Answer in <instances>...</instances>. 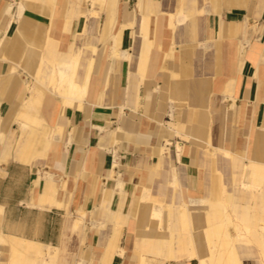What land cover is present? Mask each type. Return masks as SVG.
Masks as SVG:
<instances>
[{
  "label": "crops",
  "instance_id": "1",
  "mask_svg": "<svg viewBox=\"0 0 264 264\" xmlns=\"http://www.w3.org/2000/svg\"><path fill=\"white\" fill-rule=\"evenodd\" d=\"M132 1L73 0L77 43L60 21L53 37L65 49L54 50L46 16L28 9L10 20L20 0H0V232L31 244L18 264H36L38 249L47 264H199L194 211L225 199L247 224L264 218V179L255 187L245 173L251 157L264 163V0ZM138 3L154 15L145 69ZM92 10L100 17L82 14ZM121 25L130 59L109 44ZM80 50L88 88L79 108L64 106L51 71ZM35 83L50 94L42 120L28 122L19 112ZM246 244L241 263L264 264ZM9 247L1 243L0 264H11Z\"/></svg>",
  "mask_w": 264,
  "mask_h": 264
},
{
  "label": "bare ground",
  "instance_id": "2",
  "mask_svg": "<svg viewBox=\"0 0 264 264\" xmlns=\"http://www.w3.org/2000/svg\"><path fill=\"white\" fill-rule=\"evenodd\" d=\"M84 1L85 2L91 1L94 4H99V5L102 4L103 6H105L108 3V0H84ZM72 3L73 0H46V1L20 0V2L18 3L17 13L12 14V12H10L12 10V6H10L8 12L6 13V16L9 17L10 20H14L15 16L18 19L23 18V15L28 9L40 12V14L46 16L49 20L48 28H49V41L51 44V48H54L55 50L57 48L55 47L56 44H59L58 49H63L64 47L62 46V40L54 39L53 31L58 27L59 22L61 21L60 18H62L63 19L62 33L65 35L66 38L69 37L72 38V41L70 43L76 42V39L79 34L75 35L74 26L77 22V19H79V16H77L76 13H73L71 11ZM137 11H139L142 14L139 35L141 38H143V43H144V48H143L144 68L141 69H145L146 66L145 64L151 53L150 51L153 45V36L155 33L154 32L152 35L150 31L151 17L154 15H145L143 13L141 3H138ZM82 14L85 16V18L88 19H89V14L97 18L100 17V13L97 10H92L90 11V13L84 11ZM181 15L184 16L183 14ZM186 19L188 18L184 16V22ZM176 21H178L176 20V15L174 13H170L168 16V24L171 30H173L176 27ZM130 25L134 26L135 22L132 21ZM125 27L126 25H121L119 29L112 34V37L109 40V44L111 42L110 46H112L113 49L114 58L119 59L122 56L129 58V54L126 52L122 53L120 49L122 33ZM85 31H87V29ZM58 34L60 35V33ZM246 34L249 37L252 36V31L249 27L246 30ZM90 49L93 51L96 50V48L94 47H90ZM82 57H84V52H82L81 50L77 53L74 52L73 57L70 60L54 66V68L51 71L50 89H52L54 93L58 94L64 99V106L79 108V105L81 103L80 101L82 100L88 88L87 85L88 83L85 84L86 81L84 82L85 86L78 81L79 62ZM44 59H45V53L42 55L41 64L36 73L37 74L36 77L40 72H42V62L44 61ZM243 61L244 59L241 58L239 61V68L242 67ZM90 66H92V64H90ZM88 74L89 73H87V75ZM27 91L31 93V97L23 101L24 103L22 104L23 105L22 109L19 112L20 117L28 122H32L34 120H36V122H39L42 120L43 108L46 105V102L48 101L50 90L48 87L42 84L35 83L32 86L28 85ZM47 131H48L47 135L49 137L52 136L51 139L55 138L57 140L60 138L62 130L58 129V130H53L52 132L51 129H47ZM166 150H167L166 148L160 147V152L163 153ZM245 173L248 174L247 175L248 177L247 176L246 177L252 180L255 186L257 184L256 182H258L261 179H264V163L256 162L251 157L250 163L246 165ZM255 187H258V185ZM1 211L2 210H0V212ZM154 211L155 212L153 215V220L156 217H159L161 210L160 208H157ZM184 216L185 217L188 216L187 213H184ZM192 217H193L192 227L194 231L192 245L194 249L197 250L198 254L197 255L192 254L191 257L197 256L199 259V264H242L241 258L237 250L238 243H247L246 246L249 244H254V245L256 244L264 253V218L259 220V222L261 223L255 225L249 223L247 224L246 219L250 220L249 214L246 213L243 219L240 220L237 219L233 207L228 205L225 202V199L212 203L208 211H206L205 209L203 211H197V212L194 211L192 213ZM222 218L223 221L221 223H218L219 220L220 221L222 220ZM206 222L208 223L213 222V224L212 225L209 224L206 227ZM233 232L235 233V235L232 234ZM3 242L8 243V245L10 246L9 248H11V251L9 252V254H13L10 255L11 264L19 263L20 261L19 253H18L19 250L27 251L30 250L31 248V244L29 242L11 236L10 237L4 236L0 232V245ZM37 252L39 253L40 256L36 259V264L37 263L47 264L45 261H42V257H43L42 252L39 249Z\"/></svg>",
  "mask_w": 264,
  "mask_h": 264
},
{
  "label": "rangeland",
  "instance_id": "3",
  "mask_svg": "<svg viewBox=\"0 0 264 264\" xmlns=\"http://www.w3.org/2000/svg\"><path fill=\"white\" fill-rule=\"evenodd\" d=\"M125 1H128V0H122V3L125 2ZM9 2H15V0H9ZM138 0H134L131 2V9H135L136 8V4H137ZM28 14H30L32 16V18L38 20V21H44V19L42 18V16L40 15V13L38 11H34V10H31L28 12ZM60 20L62 21L63 19L60 18ZM102 25L104 24V19L102 20ZM85 24V20L83 19L82 20V23H81V27H83ZM80 27V30L82 29ZM77 29H79V26L77 27ZM75 35H76V27H75ZM77 43V42H76ZM35 51V48L32 49V52Z\"/></svg>",
  "mask_w": 264,
  "mask_h": 264
}]
</instances>
